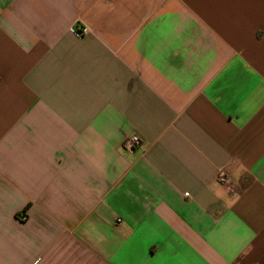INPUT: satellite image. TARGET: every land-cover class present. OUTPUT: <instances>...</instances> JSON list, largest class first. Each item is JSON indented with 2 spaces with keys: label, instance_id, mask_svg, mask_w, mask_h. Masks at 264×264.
Segmentation results:
<instances>
[{
  "label": "crops",
  "instance_id": "0c3cea01",
  "mask_svg": "<svg viewBox=\"0 0 264 264\" xmlns=\"http://www.w3.org/2000/svg\"><path fill=\"white\" fill-rule=\"evenodd\" d=\"M0 264H264V0H0Z\"/></svg>",
  "mask_w": 264,
  "mask_h": 264
},
{
  "label": "built area",
  "instance_id": "2783aa9c",
  "mask_svg": "<svg viewBox=\"0 0 264 264\" xmlns=\"http://www.w3.org/2000/svg\"><path fill=\"white\" fill-rule=\"evenodd\" d=\"M84 32L85 29H80L81 34ZM141 142L142 139L138 135L134 134L123 141L122 147L124 150L132 152L141 145ZM217 181L226 191L232 192L234 190V184L232 182L231 175L226 169L219 170L217 174Z\"/></svg>",
  "mask_w": 264,
  "mask_h": 264
}]
</instances>
